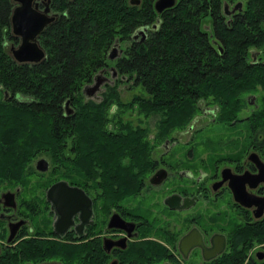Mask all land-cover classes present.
<instances>
[{"label": "trees", "instance_id": "16d2710c", "mask_svg": "<svg viewBox=\"0 0 264 264\" xmlns=\"http://www.w3.org/2000/svg\"><path fill=\"white\" fill-rule=\"evenodd\" d=\"M237 1L241 9L229 16L225 6ZM154 2L53 0L61 14L38 36L44 57L30 62L16 60L5 44V36L12 37L9 6L0 0V180L34 195L57 178L86 186L98 177L110 200L130 199L153 170L156 146L190 126L204 104L217 106L220 124L246 122L245 146L256 138L264 150V0H177L161 12ZM116 39L120 52L110 58ZM126 39L131 41L123 46ZM108 67L119 76L105 83L98 98L86 96L85 85ZM122 81L145 92L123 100ZM250 94L258 105L251 104L240 119ZM128 111L136 112L137 120L157 114L154 137L142 119L125 117ZM40 154L50 162L44 173L32 164ZM263 225L239 237L262 236ZM73 250L68 244L47 248L76 260L87 251L95 264L104 263L97 244ZM165 252L161 244L146 241L123 255L141 264ZM5 257L2 264H17L15 256ZM219 264L238 263L228 257Z\"/></svg>", "mask_w": 264, "mask_h": 264}, {"label": "flooded vegetation", "instance_id": "af4514ba", "mask_svg": "<svg viewBox=\"0 0 264 264\" xmlns=\"http://www.w3.org/2000/svg\"><path fill=\"white\" fill-rule=\"evenodd\" d=\"M19 3L18 0H7V18L12 37L5 36V44L11 41L8 45L11 54V48L20 41L19 35L12 31L11 21L13 10ZM52 3L53 0H31L33 10L51 17L39 34L61 14L53 8ZM234 7V4L225 6L229 16L237 13ZM238 8L241 9V6ZM39 34L36 35L38 44ZM251 55L254 59L257 57L254 48ZM246 98L249 105L240 119L249 115L254 108L251 104L258 105L255 94L247 95ZM216 109V105L204 104L203 114L209 117L208 123H219ZM239 125L247 126L246 122ZM184 133L188 132H173L156 146L153 170L143 179L138 193L130 199L124 196L110 200L98 177L90 178L86 186L57 178L34 195L11 180H0V264L7 258L6 254L15 256L17 264H95V258L88 256L87 251L82 253L79 260L47 251L49 245L55 244L72 245L73 254L80 247L93 248L97 244L104 258L103 264H133L132 259L124 258L123 253L132 245L146 241L161 244L166 252L152 262L141 264H219L228 257L236 259L238 264H264V235L254 232L248 236V240L247 237H239L247 228L264 222V208L258 215L256 205L248 206L238 201L233 194L230 176L231 172L242 173L246 170L256 173L257 164L249 156L256 151L264 161L263 148L257 145L256 138H249V144L240 152L223 157L228 159L223 162L220 161L221 157L217 158L211 171H202L199 176H193L186 159L178 156V152L182 151L186 155L189 153V156L194 154L190 147L183 149L193 137L191 135L182 139L178 136ZM251 134L253 137V132ZM154 135L155 132L150 133V136ZM178 147L181 149L177 150ZM159 148L163 152L157 157L155 153ZM40 156L47 158L42 154L37 155L32 160L34 168L35 160ZM226 167L231 172L223 174ZM49 169L50 162L46 170H36L44 173ZM59 179L82 188L90 200L89 214L84 215L83 209L77 210L66 228L55 224L58 214L46 198L47 187ZM246 189L255 195L264 196L263 181L254 186L246 182ZM7 192L13 195L7 197ZM122 221L127 225L114 224ZM184 235L187 237L181 242ZM23 245L24 256L21 253ZM28 247L32 249L27 252ZM10 264H15L14 260Z\"/></svg>", "mask_w": 264, "mask_h": 264}, {"label": "water", "instance_id": "95a60500", "mask_svg": "<svg viewBox=\"0 0 264 264\" xmlns=\"http://www.w3.org/2000/svg\"><path fill=\"white\" fill-rule=\"evenodd\" d=\"M20 3L14 8L11 21L13 33L19 35L20 41L16 46L11 48L13 57L18 61H30L36 62L44 57L43 48L37 43L36 35L39 34L44 24L51 19L44 13L36 12L31 7V0H18ZM132 3H139L140 0H130ZM177 0H155L154 5L159 12L165 8L173 6ZM242 5L241 1L235 4L234 9ZM143 32V30H141ZM118 54L116 52V46L113 45L109 50V57L113 58ZM104 78L100 75H96L93 84L86 88L88 94H93L99 90L100 84ZM250 159H252L258 167L256 173L246 170L242 173L231 172L229 167L223 169L222 173L231 172L232 178L231 185L234 197L243 203L244 205L252 206L256 205V214H261L264 208V196H258L254 193L247 191L246 182L250 186H254L260 181L264 182V161L259 157L256 151L250 153ZM49 161L47 158L40 156L35 160V168L44 171L48 168ZM165 172L164 169H161ZM158 173V172H157ZM157 173L154 175L156 176ZM166 174L164 173L163 176ZM224 176V175H223ZM225 177V176H224ZM12 192L5 193V196H12ZM46 198L51 202L52 207L58 214V218L55 221L57 226L66 228L71 224V216L79 209L85 211L84 215H88L91 211L90 200L83 191L82 188L76 185H70L64 179H59L51 183L46 189ZM115 225L125 226V221L114 222ZM188 235V234H187ZM187 235H184L181 239L183 242Z\"/></svg>", "mask_w": 264, "mask_h": 264}, {"label": "rangeland", "instance_id": "374dc122", "mask_svg": "<svg viewBox=\"0 0 264 264\" xmlns=\"http://www.w3.org/2000/svg\"><path fill=\"white\" fill-rule=\"evenodd\" d=\"M130 41V39H126L122 41V45L126 46L130 43ZM10 42L11 41L7 43V48ZM113 45H118L116 46V52H118L119 48L121 47V43H119V40L116 39ZM102 74L106 76V83L114 82V79L119 76L118 71H116L112 67H108L106 70L103 71ZM132 82L133 81L120 82V91L123 100H130L134 94H140L145 92L141 85L131 86ZM88 84H92V81H90ZM104 87L105 84H102L101 90L104 89ZM99 94L100 92L98 91L92 97L98 98ZM135 113L136 112L130 114V111H128V114H126L125 117L134 118L135 123L139 122V120L142 119V123L147 124L151 128L152 132L156 130V121L159 117L157 114H152L149 117H144L143 115H140V119L137 120L138 115ZM208 122L209 117L203 113H200L196 117V119L191 122V127L188 126L186 129L177 131L188 132L184 134H178V136H180V138L182 139H187L191 135H193V137H190V142L183 146V149L190 147V149L194 150L193 156H189V153L188 155H186L185 151L178 152V156L181 159H186V163H188L187 166L191 167L193 176H199L202 171H211V166L214 165L213 162L216 161L217 158L221 157L222 160L220 159V161H226L228 159H223V157H228L235 152L238 153L243 147H245V137L247 136L248 132L240 131L247 130V126L245 128V125L228 126L220 123ZM191 132L194 133L192 134ZM209 138L213 139V144H211ZM179 149L181 148L178 147L177 150ZM162 152L163 150L160 151V148L157 149L155 156L159 157Z\"/></svg>", "mask_w": 264, "mask_h": 264}, {"label": "bare ground", "instance_id": "6f19581e", "mask_svg": "<svg viewBox=\"0 0 264 264\" xmlns=\"http://www.w3.org/2000/svg\"><path fill=\"white\" fill-rule=\"evenodd\" d=\"M119 52V51H118ZM114 75V74H113ZM69 106V105H68ZM72 108V107H71Z\"/></svg>", "mask_w": 264, "mask_h": 264}]
</instances>
